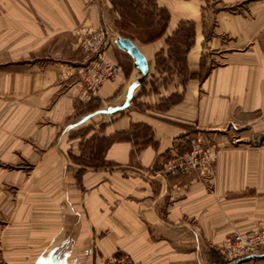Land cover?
<instances>
[{
    "label": "crops",
    "instance_id": "0c3cea01",
    "mask_svg": "<svg viewBox=\"0 0 264 264\" xmlns=\"http://www.w3.org/2000/svg\"><path fill=\"white\" fill-rule=\"evenodd\" d=\"M155 3L168 11L161 36L132 39L150 65L141 82L109 0H0L5 264H218L216 244L264 223V140L252 143L264 132V0ZM91 26L119 68L83 103L78 35ZM197 132L221 146L214 178L164 174ZM232 261L264 264V250Z\"/></svg>",
    "mask_w": 264,
    "mask_h": 264
},
{
    "label": "built area",
    "instance_id": "2783aa9c",
    "mask_svg": "<svg viewBox=\"0 0 264 264\" xmlns=\"http://www.w3.org/2000/svg\"><path fill=\"white\" fill-rule=\"evenodd\" d=\"M88 42L91 58L81 69L79 85L75 89L78 100L83 103L98 96V91L107 80L113 79L118 65L107 58L105 48L109 43L104 28H85L81 35ZM211 135L197 132L189 139L187 151L166 157L162 162L164 174L179 175L181 173H197L204 179L214 178L215 155L220 146ZM264 250V223L254 225L247 231H234L227 235L219 245V253L223 259L232 261L238 257L259 253ZM0 264H5L0 254ZM103 264H138L128 255H115L104 259Z\"/></svg>",
    "mask_w": 264,
    "mask_h": 264
},
{
    "label": "rangeland",
    "instance_id": "374dc122",
    "mask_svg": "<svg viewBox=\"0 0 264 264\" xmlns=\"http://www.w3.org/2000/svg\"><path fill=\"white\" fill-rule=\"evenodd\" d=\"M109 5L110 7H112L109 9H114V13H112L111 11L110 14H108V22L112 24L114 28L113 30H115V32L117 33H120L123 37H130L133 40L135 39L137 41V44L148 41V39H151L156 34H158L163 26H167L168 11L165 10L163 7H158L155 3V0H109ZM106 6L108 8V5ZM193 26L194 25L192 21L180 26L182 29L185 30V37L178 38L180 42L185 43L187 45L190 43V37H192L191 33ZM95 28L104 27L102 26ZM82 33L83 32L79 33L78 35V48L82 53L88 56V58H86V61L81 65V67L83 68V66L86 65L89 59L91 58V52L88 48H86L88 42L86 41V38H84L85 36H82V39L80 38ZM230 132L233 137L237 135L242 136L241 133L235 132L234 130ZM259 136L260 135H258V137ZM258 137H256L254 140H256ZM106 142L108 141L106 140L104 143H98L99 155H101V145L104 148ZM189 149L190 148L188 147L187 150ZM221 242L215 245V252L217 253V256L219 258L226 261L219 253V245L221 244Z\"/></svg>",
    "mask_w": 264,
    "mask_h": 264
},
{
    "label": "water",
    "instance_id": "95a60500",
    "mask_svg": "<svg viewBox=\"0 0 264 264\" xmlns=\"http://www.w3.org/2000/svg\"><path fill=\"white\" fill-rule=\"evenodd\" d=\"M117 47L122 48V50L128 51L131 57L134 60V65L138 67V71L140 73V81L143 82L148 74V71L150 69V65L147 63L145 54L138 49L135 42L130 37H122V35H119L116 39ZM264 140V132L260 134V136L256 140H252L253 145L259 146L260 143Z\"/></svg>",
    "mask_w": 264,
    "mask_h": 264
},
{
    "label": "trees",
    "instance_id": "16d2710c",
    "mask_svg": "<svg viewBox=\"0 0 264 264\" xmlns=\"http://www.w3.org/2000/svg\"><path fill=\"white\" fill-rule=\"evenodd\" d=\"M164 27L165 26H163L162 29L160 30V32L158 34H156L154 37H152L151 40H154V39L160 37L162 32H163V30H164ZM217 261H218V264H227V263L232 264V262H233V261H229V260L224 261L221 258H218Z\"/></svg>",
    "mask_w": 264,
    "mask_h": 264
},
{
    "label": "bare ground",
    "instance_id": "6f19581e",
    "mask_svg": "<svg viewBox=\"0 0 264 264\" xmlns=\"http://www.w3.org/2000/svg\"><path fill=\"white\" fill-rule=\"evenodd\" d=\"M136 44V43H135ZM137 45V44H136ZM138 47V46H137ZM138 49H139V47H138ZM140 50V49H139Z\"/></svg>",
    "mask_w": 264,
    "mask_h": 264
}]
</instances>
